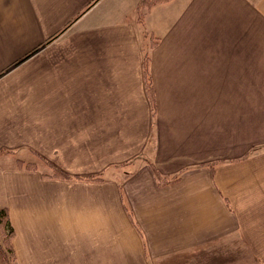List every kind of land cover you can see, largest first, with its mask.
<instances>
[{"label": "crops", "instance_id": "1", "mask_svg": "<svg viewBox=\"0 0 264 264\" xmlns=\"http://www.w3.org/2000/svg\"><path fill=\"white\" fill-rule=\"evenodd\" d=\"M143 1L0 0L18 264H264V0Z\"/></svg>", "mask_w": 264, "mask_h": 264}, {"label": "rangeland", "instance_id": "2", "mask_svg": "<svg viewBox=\"0 0 264 264\" xmlns=\"http://www.w3.org/2000/svg\"><path fill=\"white\" fill-rule=\"evenodd\" d=\"M150 80H151V78H150ZM151 101H152V104L155 106L154 100H151ZM230 140H232L234 142V150L233 151H231V149L228 150V148L226 146H223L224 143H226V144H227V142L230 143ZM242 140H245V144H243ZM250 140H251V143L255 142V140H258V143H260L261 141H264V135H256V134L250 132V134L248 136H225V135L224 136H220V160L222 158H224V157H229L230 161H236L238 158L246 157V155H247L246 154V152H247L246 147H247L248 142H250ZM243 146L245 148H243ZM255 148L256 147H253L251 149H255ZM36 157L38 158L39 162L28 161L27 162L28 166H27L26 165L27 163H25V162L20 160L19 161V166L20 167H25V168L30 169V170L42 169L44 172H46V175L57 176V177H60V178H63V176H65V175L69 176V177L73 176V175L69 174L68 172H66L65 170L54 166L52 164V162H50V160L45 159V158H41V159H43V160H41L39 156H36ZM36 157L32 156L31 158L37 160ZM222 160H224V159H222ZM93 177L94 176L91 175V176H88L87 178H93ZM161 181L175 182L176 180H174V178H171V177L169 179L167 177H164V178H161ZM225 201H226V204H229L227 200H225ZM3 209H5V208H3ZM3 209H1V210H3ZM7 212H8V210H7ZM8 216H9V214H8ZM9 219H10V217H9ZM11 226H12V223H11ZM12 228H13V226H12ZM13 232H14L13 233V237L11 238L10 242H11V245H12V248H13L14 262H12V263L10 262V264H18L17 253H16V249H15V246H14V237H15L14 228H13ZM4 241L6 242L5 231H3L2 226H0V244H1V246L4 245ZM261 250H262V248H261ZM252 264H254V263L252 262Z\"/></svg>", "mask_w": 264, "mask_h": 264}, {"label": "trees", "instance_id": "3", "mask_svg": "<svg viewBox=\"0 0 264 264\" xmlns=\"http://www.w3.org/2000/svg\"><path fill=\"white\" fill-rule=\"evenodd\" d=\"M154 1H161V0H154ZM143 3H142V5H145L147 7H151V4L154 2H149V0H144ZM57 35L58 34H56L55 36L50 38L49 41L56 38ZM146 65H147V59H146ZM146 76H147V80H148V86H147L148 94H149L151 100H154V92L152 89V84H151L150 76H149L147 69H146ZM26 165L28 166V163ZM63 177H67V176L65 175ZM174 180H176V178H174ZM0 226H2L3 231H5L6 242H7L6 243L4 241L3 246H1V244H0V264H10V262L11 263L14 262V253H13V248H12V245L10 242L11 238L13 237L14 232H13V228L11 226V222H10L8 212L6 209H3L0 211Z\"/></svg>", "mask_w": 264, "mask_h": 264}]
</instances>
